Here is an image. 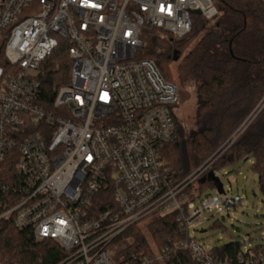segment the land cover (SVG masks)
<instances>
[{"label":"built area","instance_id":"obj_1","mask_svg":"<svg viewBox=\"0 0 264 264\" xmlns=\"http://www.w3.org/2000/svg\"><path fill=\"white\" fill-rule=\"evenodd\" d=\"M194 15L213 23L220 12L214 0H0V228L11 220L57 242L59 264H169L168 246L128 254L119 238L176 212L188 240L173 250L214 264L189 223L243 197L208 195L190 209L186 190L211 162L174 179L163 150L177 137L180 90L137 57L146 30L183 39ZM63 40L70 80L44 103L43 65ZM251 247L241 260L264 264Z\"/></svg>","mask_w":264,"mask_h":264},{"label":"trees","instance_id":"obj_2","mask_svg":"<svg viewBox=\"0 0 264 264\" xmlns=\"http://www.w3.org/2000/svg\"><path fill=\"white\" fill-rule=\"evenodd\" d=\"M214 1L220 15L212 24L202 15H194L192 32L186 40H176L158 29L146 30L142 36L143 46L137 51L138 58L153 59L166 80L182 89L194 88L196 103L190 140L196 165L224 144H230L217 160L218 164L188 186L186 191L191 202L208 187L216 188L210 171L216 175V170L250 158L264 192V6L260 0ZM147 34L152 44L145 42ZM195 38L197 41L179 61L174 77L171 70L173 51L183 52ZM174 42L178 45L173 46ZM164 48L168 51H158ZM71 65L67 42L63 40L43 65L44 103L69 83ZM175 122L177 137L164 147L163 156L174 179L179 181L192 170L182 161L184 133L177 112ZM177 217L174 212L153 220L147 227L149 234L138 225L130 227L119 238L124 243V251L131 254L148 252L151 245L159 249L168 246L169 264H201L193 260L191 252L173 250L175 242L188 240ZM245 245V242L234 240L211 248L213 263L245 264L240 257L249 254L244 251ZM250 250L264 251V244L252 246ZM66 256L67 252L57 242L38 241L29 230L18 229L11 220L1 223L2 264H59Z\"/></svg>","mask_w":264,"mask_h":264},{"label":"rangeland","instance_id":"obj_3","mask_svg":"<svg viewBox=\"0 0 264 264\" xmlns=\"http://www.w3.org/2000/svg\"><path fill=\"white\" fill-rule=\"evenodd\" d=\"M188 36L183 39L176 38V40H186L189 38ZM150 37L148 34L144 37L145 42L148 44H152L149 40ZM197 38L189 41L188 47L182 52L179 61L187 54L190 47L195 44ZM177 45V42H174L173 46ZM158 51L167 52L168 49H158ZM179 61H174L171 64L174 77L176 76ZM179 90L181 101L178 105L177 114L184 133L182 142L185 152L182 161L187 162L192 170L191 173L207 161L211 162L210 170L230 144L227 146H224V144V148L222 146L213 155L196 165L197 160L192 153L190 140L194 124L196 96L193 87L179 88ZM253 163L254 161L251 158L243 159L216 170V176L223 183V195H240L243 199L241 203L230 209L221 207L211 211H203L199 217L189 223V233L200 245L211 249L234 240L245 242L246 246L249 244L252 246L264 244V192L260 186L259 175L253 169ZM216 194H218L216 188L208 187L201 196L190 203V209L199 207L202 199H205L208 195ZM141 227L145 233L149 234L147 230L148 224Z\"/></svg>","mask_w":264,"mask_h":264},{"label":"water","instance_id":"obj_4","mask_svg":"<svg viewBox=\"0 0 264 264\" xmlns=\"http://www.w3.org/2000/svg\"><path fill=\"white\" fill-rule=\"evenodd\" d=\"M194 13L200 14L201 11L200 10H196V11H194ZM181 55H182V52L180 50H178V49L174 50L173 51V55H172L173 61H175V62L179 61ZM209 176L213 180L216 181V183H217L216 189H217L218 193L219 194H223L224 193V187H223V183L221 182L220 178L218 176H216L213 171L209 172Z\"/></svg>","mask_w":264,"mask_h":264}]
</instances>
